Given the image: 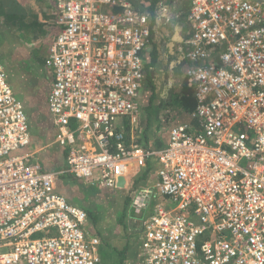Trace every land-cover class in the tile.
<instances>
[{"label": "built area", "instance_id": "1", "mask_svg": "<svg viewBox=\"0 0 264 264\" xmlns=\"http://www.w3.org/2000/svg\"><path fill=\"white\" fill-rule=\"evenodd\" d=\"M50 1L59 32L44 59L47 107L67 171L116 189L131 164L159 165L155 191L130 194L149 208L135 229L137 264H264V0H183L177 15L127 0ZM180 20L194 123L170 127L151 149L132 137L145 54L158 22L170 39ZM29 144L0 62V264H99L86 212L56 193V173L20 155ZM156 198L169 204L151 207Z\"/></svg>", "mask_w": 264, "mask_h": 264}, {"label": "crops", "instance_id": "2", "mask_svg": "<svg viewBox=\"0 0 264 264\" xmlns=\"http://www.w3.org/2000/svg\"><path fill=\"white\" fill-rule=\"evenodd\" d=\"M157 6L168 9L169 15H177L184 9V1L162 0ZM56 20V11L50 0H0V62L4 63L2 65L13 93L24 106L30 134V144L19 153L27 155L29 163L39 164L44 171L56 173V193L86 212V232L90 237L100 240L96 248L99 264H137L135 229L148 213L143 215L133 205L130 194L141 188L155 191L159 165L155 159L144 169L131 164L124 175L122 186L116 189L92 186L67 171V152L54 142L56 127L47 107L53 76L48 77L45 72L44 59L59 32ZM158 23L157 28L160 29L153 33L154 42L145 54V80L140 93V112L132 134L136 144L156 150L165 146L170 127L194 123L190 116L183 114L178 108L174 114L177 121L170 120L171 108H176L172 90L179 86L181 79L165 93L162 101L165 114L163 117L162 114L159 115L163 120L160 125L166 124V127L159 130L156 128L157 131H154L156 136L162 134L160 130L164 129L167 137L163 139L158 136L159 139L156 138L152 144L144 133L141 137L139 119L143 116V110L147 111L152 105L155 106L152 97L157 92L156 85L152 82L155 79L154 73L163 72L171 76L173 70H179L181 76H184L187 65L177 53L176 45L182 44V37H186L184 21L171 23L170 39L164 38L165 30L161 22ZM5 65L8 66V71ZM159 202L169 204L168 200L156 198L151 207ZM127 207L130 209L128 212ZM134 207L137 210L132 213ZM126 217H130L134 224L125 225L123 218Z\"/></svg>", "mask_w": 264, "mask_h": 264}, {"label": "rangeland", "instance_id": "3", "mask_svg": "<svg viewBox=\"0 0 264 264\" xmlns=\"http://www.w3.org/2000/svg\"><path fill=\"white\" fill-rule=\"evenodd\" d=\"M184 8H185V3H184ZM182 25H183V23H182ZM181 60L184 61L183 58H181ZM2 64H4V63H2ZM5 68L7 71L9 70L7 65H5ZM45 68H46L45 72L47 73L48 77L52 76L53 70L51 68L47 67L46 65H45ZM154 75H155V79L152 82L154 83V85H156V88H157L156 91L157 92L155 93V95L153 94L152 97L154 99L155 106L152 105L151 107L148 108L147 111L143 110V116L141 119H139L141 126L140 127L138 126L139 128L142 129L141 137L143 136V133H144L145 136L147 137L149 143H151V144H152V142L156 141V138L159 139L158 136L163 138V139H164V137H167L166 131L164 129L160 130L162 134H160V135L157 134L156 136L154 134L155 130L157 131V129L159 130L161 127L162 128L166 127V124H165V126L160 125V123L163 120L160 119L159 115L161 116V114H162V117H163L165 114V110H164L165 108H164V106H162V101H163L164 97L166 96L165 93L169 89L171 90L172 86L177 85L181 81V79L184 77V76H181V74L179 73V70H178V72L176 70H173L171 76L165 75V73H163V72L154 73ZM147 91H148V89H147ZM142 100H144V99H142ZM142 109H143V106H142ZM175 113H176V108H171L170 115H172V117L170 118V120H172L173 122L177 121L176 116H174ZM155 114H157L156 117H155ZM140 132L141 131L139 130V133ZM129 210L130 209L127 207V212ZM135 210H137V208L134 207V208H132L131 212L134 213ZM140 211H141V213H143V215H145L148 213L149 208H141ZM123 219H125V225H127V226L130 223H132V225L134 224L133 220L130 221V217H128V218L126 217Z\"/></svg>", "mask_w": 264, "mask_h": 264}, {"label": "trees", "instance_id": "4", "mask_svg": "<svg viewBox=\"0 0 264 264\" xmlns=\"http://www.w3.org/2000/svg\"><path fill=\"white\" fill-rule=\"evenodd\" d=\"M135 9L152 13L159 0H127ZM173 102H176V109L185 115L191 116L195 108L193 88L188 79L182 78L178 87L172 90Z\"/></svg>", "mask_w": 264, "mask_h": 264}, {"label": "water", "instance_id": "5", "mask_svg": "<svg viewBox=\"0 0 264 264\" xmlns=\"http://www.w3.org/2000/svg\"><path fill=\"white\" fill-rule=\"evenodd\" d=\"M124 182L123 179H120L119 182H118V186H122V183Z\"/></svg>", "mask_w": 264, "mask_h": 264}]
</instances>
